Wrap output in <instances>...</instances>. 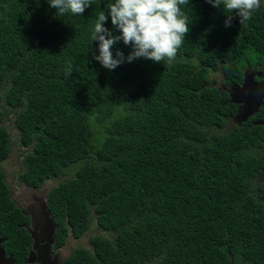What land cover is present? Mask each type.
Listing matches in <instances>:
<instances>
[{
    "label": "trees",
    "instance_id": "16d2710c",
    "mask_svg": "<svg viewBox=\"0 0 264 264\" xmlns=\"http://www.w3.org/2000/svg\"><path fill=\"white\" fill-rule=\"evenodd\" d=\"M114 2L58 16L47 0H0L2 248L23 259L30 246L2 170L13 113L30 149L21 180L34 189L57 181L46 195L55 248L92 222L103 232L65 264H264V182L254 181L264 127L231 125L236 106L214 86L215 75L239 86L245 70L264 82V0L230 28L222 6L189 0L190 31L172 63L141 58L109 70L94 59L91 30ZM105 27L119 35L110 17ZM117 49L131 51L122 41Z\"/></svg>",
    "mask_w": 264,
    "mask_h": 264
},
{
    "label": "clouds",
    "instance_id": "9594fccd",
    "mask_svg": "<svg viewBox=\"0 0 264 264\" xmlns=\"http://www.w3.org/2000/svg\"><path fill=\"white\" fill-rule=\"evenodd\" d=\"M50 7L57 10L58 16L66 13L82 15L92 5V0H47ZM213 7H221L226 15L224 26L230 28L232 20L239 18L240 24L250 20L261 0H206ZM189 0H115L108 4V14L100 11L91 30L92 41L98 42L99 55L94 59L109 70L116 69L125 62L137 59L151 60L154 63H172L189 33V18L182 10ZM235 12V17L233 16ZM119 31L114 35L105 27L108 19ZM122 41L131 51L124 53L117 49L113 55V46ZM71 66L68 74H71Z\"/></svg>",
    "mask_w": 264,
    "mask_h": 264
},
{
    "label": "flooded vegetation",
    "instance_id": "af4514ba",
    "mask_svg": "<svg viewBox=\"0 0 264 264\" xmlns=\"http://www.w3.org/2000/svg\"><path fill=\"white\" fill-rule=\"evenodd\" d=\"M249 73L253 74V81L257 87L264 88L262 74L256 70L249 71ZM220 91L227 93L230 100L232 97V101L234 100L235 102H232L236 106V111L234 116L231 117V125L241 127L243 124H248L253 119L254 122H252V125L264 127V90H259L258 94L253 96L251 95L254 101H247V99L240 97L239 88L236 85L225 84L223 86V90ZM18 144L20 145V143ZM20 147L22 149H29L21 145ZM11 152L12 151L10 150L7 160L2 163V170L4 164L10 160ZM255 154L260 155L262 158L264 157V142L262 147L259 148L258 152ZM23 155L19 156L20 158L18 157L19 159L16 161L15 166L17 171L16 173L14 172V178L16 180L12 184L8 182L7 175L4 170L3 172L5 173V183L8 187L9 197H11L10 200L14 204L15 208L20 211L21 215L24 216L26 220L28 219V223L25 224L23 228L30 238V246L29 248H23V251L27 250L26 255L23 259H19L13 252L9 251L8 248H2L3 240L0 238L2 241L0 248V264H65V259L71 255L73 250L67 255H64L62 252L63 248H55L56 225L46 204V195L49 192V187H47L46 182L45 185L34 189L29 187L25 180H21L20 174H24L25 171V167L22 166ZM254 181L256 186L264 182V168L255 175ZM28 191H41L42 194L46 195L43 199L38 197L35 198V196L26 198L24 193H27ZM43 204L46 205V211L48 212V216H50L51 222L55 228L54 233H51L49 229L51 224L43 214ZM235 264H237V262H235Z\"/></svg>",
    "mask_w": 264,
    "mask_h": 264
},
{
    "label": "rangeland",
    "instance_id": "374dc122",
    "mask_svg": "<svg viewBox=\"0 0 264 264\" xmlns=\"http://www.w3.org/2000/svg\"><path fill=\"white\" fill-rule=\"evenodd\" d=\"M218 83H216L214 86L217 87L219 90H223V86L224 84L221 83V78L217 77L215 75L214 77ZM13 113L9 114L7 119H5L3 126L5 127L6 131H8V133H10V143H11V155H10V160L8 162H6L3 166V170L5 171L6 175H7V180L10 184H12L16 179L14 178V172L16 173L17 168L15 166L16 161L20 158L19 156H22L24 153L29 152L30 149H22L20 147L19 143V139H18V133L14 130V126L11 123V120L13 119L12 116ZM232 121V120H231ZM19 157V158H18ZM57 183V181H51L47 187H52L53 185H55ZM46 194H42V192L38 191V192H33V191H28L27 193H24V196L26 198H30L35 196V198H41L43 199V197L45 198ZM97 233H103V232H99L96 227L94 226V223L92 222L90 229L88 230V232L85 234L84 237H82L79 240H74L72 238H68L66 245L63 247V254L67 255L70 251L76 249L77 247H88V240L89 237L97 234Z\"/></svg>",
    "mask_w": 264,
    "mask_h": 264
},
{
    "label": "water",
    "instance_id": "95a60500",
    "mask_svg": "<svg viewBox=\"0 0 264 264\" xmlns=\"http://www.w3.org/2000/svg\"><path fill=\"white\" fill-rule=\"evenodd\" d=\"M253 74L249 73V71H245L243 74V82L240 86H238L239 88V94L240 97L247 99V101H254V99H252L251 95H256L258 94L259 90H264L263 87H257V85L254 83L253 81ZM232 97H231V102H234V100L232 101ZM235 103V102H234ZM264 125V123H263ZM43 214L45 215V217L48 216V212L46 211V205L43 204ZM50 222V221H49ZM51 233L53 231L52 226L49 227ZM0 244H1V239H0ZM1 248V245H0ZM229 264H235V261L232 257H230V262Z\"/></svg>",
    "mask_w": 264,
    "mask_h": 264
},
{
    "label": "bare ground",
    "instance_id": "6f19581e",
    "mask_svg": "<svg viewBox=\"0 0 264 264\" xmlns=\"http://www.w3.org/2000/svg\"><path fill=\"white\" fill-rule=\"evenodd\" d=\"M10 198H11V197H10ZM46 218L50 221V224H51V226H52V228H53L52 233H54L55 228H54V226H53V224H52V222H51V218H50V216H47ZM29 234H30V233H29ZM1 244H2V241H1ZM1 244H0V245H1Z\"/></svg>",
    "mask_w": 264,
    "mask_h": 264
}]
</instances>
